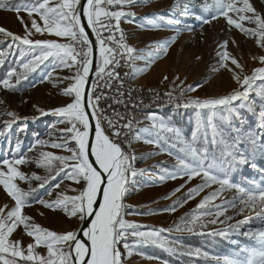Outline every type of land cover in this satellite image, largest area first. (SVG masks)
I'll return each instance as SVG.
<instances>
[{
	"label": "snow or ice",
	"instance_id": "1",
	"mask_svg": "<svg viewBox=\"0 0 264 264\" xmlns=\"http://www.w3.org/2000/svg\"><path fill=\"white\" fill-rule=\"evenodd\" d=\"M180 2L184 3V15H192L193 0H180ZM134 3L136 0H85L84 3L81 0H34L28 4H15L11 9L17 13L21 9L27 12L28 22L18 17L24 26L23 35L14 34L0 27V33L11 38L19 49L17 66L11 67L6 73L7 78L0 80V84L5 89L17 90V83L21 79H26L28 73L36 71L49 58H52L58 67L75 69L73 76L64 78L71 82L63 90L64 95L73 99L64 106L50 110L52 114L64 118L70 125L61 130L62 136L67 139L53 144L54 147L66 150L70 155L41 152L35 163L38 167L45 168L47 173L45 176L36 173L27 175L20 170V165L33 161L26 154L20 153L19 139L12 151V157L0 159V186L12 202L11 207L8 204L0 207V264H125L121 246L129 256L134 249L147 245H156L176 254L177 246L162 235L163 232L171 229H154L124 218V209L128 207L123 202L127 184L138 172L134 162L143 157H137L134 152L126 151L122 143L126 142L130 150L132 140L140 139L142 132L151 130H156L157 138L146 140V143H156L160 146L162 140L165 143L172 141L171 146L178 148L172 170L165 168L164 175L160 179L175 180L178 176L187 177L185 183L177 187L175 192H180L185 184L197 177L202 181L188 190L186 199L178 200L171 208L166 209L167 211L174 212L178 206L187 203L206 188L218 185L200 200L197 205L201 210L200 213L182 217L176 225V231L195 233L198 228L203 229L209 224H223L225 220L220 219L222 216L231 221L234 217L226 216V213L229 208L236 209L237 205H240L237 215L243 214L246 210L258 209V216L264 219V179L259 183L255 180L237 183L229 178L237 165L250 164L253 169L257 168L254 162L256 153L264 156V131L249 135L251 152L241 151L238 147L241 142L239 137L229 141L214 123L218 118L224 119L225 113L229 116L233 115L236 101H240L242 106L255 113V102L249 103V97L250 93L256 92L257 96L264 100V55L253 57L254 60L259 61L260 66L253 68L251 74H245L244 66L228 51L223 50L226 49L228 41L223 42L220 46L222 51L218 53L220 66L232 74V79L238 87L231 93L219 97H184L186 102L183 107L192 108L197 117L190 140L185 139L178 128L169 126L168 122L154 114L146 116L147 120L152 121L151 126L146 128H135L134 125L139 123L135 117L119 113L116 114L117 120L114 122L104 117V110L99 108L102 97L94 96L87 91L89 73L93 66L94 46L86 27L91 28L96 34V44L99 46L102 64L96 66L98 76L106 73L108 81L113 78L119 79V73L115 68L120 66L121 61L131 65L136 59L144 58L134 55L136 49L118 41L114 47L107 46L108 41L114 40L113 29L121 32L120 40L124 39L120 30V21L122 17L135 15L134 12L124 10ZM0 7H8L6 0H0ZM111 7H116L118 10L112 11ZM200 8L203 12H207L211 19L223 17L229 26L246 35L256 36L257 44L264 47V15L256 10L251 0H211V3L205 0ZM82 18H86V25L82 23ZM195 19L201 24L210 23L200 15L195 16ZM245 21L256 27H245L243 23ZM168 23L175 26L177 33L192 28V25L183 23L179 19H169ZM102 32L109 34L104 37ZM37 34L45 38H37ZM52 36L66 38L67 42L47 38ZM174 40L175 36L170 40L156 42V46L167 54L170 43ZM11 48L10 45V55ZM29 55L31 59L27 58ZM3 56L4 54L0 53V66L5 63ZM154 58L150 56L149 62ZM13 78L16 83L11 82ZM167 79L168 77L165 76L164 80ZM176 79L179 80V76H176ZM106 86L111 85L106 82ZM179 91L183 97L185 91H195V89L191 87L185 89L181 81ZM167 95L171 100L172 93L169 92ZM3 102L0 100V103ZM203 110L208 112L202 116ZM37 111L41 115L48 114L44 109L38 108ZM4 114L11 119L0 124V140L8 138L16 121L29 119L21 118L12 111H6ZM259 116L262 121L260 128L264 129V110L259 112ZM92 119L95 120L94 128L91 124ZM105 119L108 125L107 132L103 126ZM209 128L211 139L208 135ZM162 134L171 135L162 136ZM70 143H74V146L70 147ZM46 144L44 140L36 141V145ZM210 145L221 148L219 156L211 151ZM29 151H32V148ZM92 157L94 160L91 159ZM261 171L264 172V169ZM61 173L66 179L74 181L79 186L74 190L77 194L68 196L57 193L55 199H40L38 203L53 210L63 209L69 216L78 218L82 227L78 230L57 233L35 223L26 214L25 207L29 199L34 198L33 193L37 191L31 187L33 179L41 181L38 188L43 189ZM17 180L27 181L29 188L27 190L21 188L16 183ZM54 187L59 188L60 184L57 183ZM226 189L234 190L235 194L232 198L225 199L220 204H212L211 202ZM47 194L52 196L53 193L48 191ZM241 223L243 222L237 221L236 225L229 227L235 232ZM17 230L21 231L22 236L31 238L30 242L25 245L22 236L20 239H12ZM221 234L226 233L222 230ZM235 234L250 237L254 241V246H242L239 251L233 250L223 258L222 262L218 260L217 264H264V229L256 232H235ZM230 244L238 245L239 241L230 240ZM41 247L46 249V253L42 254L39 251ZM186 254L193 253L189 251Z\"/></svg>",
	"mask_w": 264,
	"mask_h": 264
},
{
	"label": "rangeland",
	"instance_id": "2",
	"mask_svg": "<svg viewBox=\"0 0 264 264\" xmlns=\"http://www.w3.org/2000/svg\"><path fill=\"white\" fill-rule=\"evenodd\" d=\"M32 2L34 0H22L18 4ZM204 2L205 0H193L192 15L189 16L184 15V3L180 0H136V3L124 9L135 13L134 16L121 18L120 30L124 35V44L136 49L134 55L144 57L136 59L131 65L125 66L128 73L127 81L130 85L138 89L145 87L155 89L177 88L178 86L179 91V86L183 81L185 89L188 87L195 89V91H185L183 97L198 96L206 98L227 95L233 89H236L238 85L232 79V74L220 66L218 53L222 51L220 46L224 41H228V44L226 49L223 50L228 51L244 66L245 74H251L253 68L260 66L259 61L253 59V57L264 55V47L257 44V37L251 34L246 35L235 27L229 26L223 17L218 16L217 19H211V16L200 8V5ZM208 2L211 3V0H208ZM251 3L261 15H264V0H251ZM11 9L10 6L0 7V27L14 34L23 35L24 26L18 17L28 22L27 12L21 9L17 13ZM114 9L118 10L116 7ZM197 15L209 20L210 23L201 24L200 21L195 19ZM169 19H179L183 23L192 25V28L177 33L175 26L168 23ZM243 23L248 28L256 27V25L249 24L247 21ZM173 36H175V40L170 43L167 54H164L162 50L157 48L156 42L170 40ZM37 38L45 37L37 34ZM47 38L67 42L66 38L54 36ZM10 45L12 46L11 55L9 54ZM157 52L160 54L156 55ZM0 53L4 54L3 58L5 59L4 65L0 66V80H2L7 78L6 73L11 67L17 66L19 58V49L13 44L11 38L4 36L2 33H0ZM150 56L155 57L151 62H149ZM27 58L31 59V56L29 55ZM227 62L230 63V61ZM74 72V68L70 70L56 66L55 61L49 58L36 71L28 73L26 79H21L17 83V90L5 89L0 84V100L4 101L0 103V124L11 119V117L4 114L6 111L15 112L21 118H29L16 121L8 134V138L0 140V159L12 157V151L15 149L17 139H19L21 141L20 153L26 154L33 161L32 163L20 165V170L27 175L36 173L39 176H45L47 175L45 168L38 167L35 163L41 152L70 155L66 150L53 146V144L60 143L62 139H67V137L62 136L61 130L70 127V125L64 118L52 114L50 110L64 106L73 99V97L64 95L63 90L71 82L64 78L73 76ZM165 76L168 77L167 80H164ZM176 76H179L180 79L177 80ZM11 82L16 83L15 78ZM179 93L181 94L180 91ZM252 101L255 102V113L246 106H242L240 101H236L233 106V115L229 116L225 113L224 119L214 120L218 130L229 141L239 137L241 142L238 147L241 151L251 152L252 145L251 150L247 149L248 145L246 146L249 142V135L264 131L260 128L262 121L259 116V112L264 110V100L258 97L256 92H252L250 93L249 103ZM164 105L167 108L141 107L139 110L129 109L128 115L134 117L138 113L139 123L135 124L134 127L146 128L152 124V121L147 120L146 116L154 114L168 122L169 126L178 128L182 136L190 140L196 126V112L190 107H183V104L168 103ZM38 108L44 109L48 114L41 115L37 111ZM207 112L208 110H203L202 116ZM208 135L211 139L210 128L208 129ZM156 138V130H151L142 132L140 139L132 140L130 150L127 144L122 145L126 151L134 152L137 157H143L134 162V167L138 172L127 184V192L123 202L128 207L124 209V218L154 229H171V231L163 232L162 235L177 246L176 254L181 255L191 251L193 253L191 256L197 259L194 264H217L218 260L222 262L223 258L233 250L239 251L242 246H254V241L250 237L238 236L235 232H256L264 229V219L258 216V209L246 210L243 214L237 215L240 205H237L236 209H228L226 216L234 217L231 221L222 216L220 219L225 220L223 224H209L203 229L198 228L195 233L175 230L182 217L186 215L190 217L193 214L198 215L200 213L201 210L197 208L200 200L204 195L217 188L218 185L206 188L199 195L188 200L187 203L178 206L174 212L167 211L166 209L171 208L178 200L183 201L186 199L188 190L196 187L202 181L201 178L197 177L185 184L180 192H175L174 190L177 187L185 183L187 177L179 178L178 176L175 180H161L160 177L164 175L165 168L169 171L172 170V166L176 162L178 148L171 146L172 141L165 143L162 140L160 146L156 143L145 142ZM37 139L44 140L47 144L36 145ZM69 146H74V143H70ZM30 148H32V151H29ZM210 149L215 155H220V147L210 145ZM254 162L257 164L256 169H253L250 164L237 165L230 173L229 178L237 183H242L245 180L261 182L264 179V172L261 171V169H264V156L256 153ZM16 183L25 190L29 188L27 181L17 180ZM40 183L41 181L35 179L31 181V187L37 189V191L33 193L34 198H30L25 207L26 214L35 223L57 233L78 230L81 225L78 218L69 216L61 208L49 209L38 203V201L40 199L53 200L56 198L57 193H64L68 196L76 195L77 192L74 190L79 186L74 181L66 179L63 173L43 189L38 188ZM57 183L60 184L59 188L54 187ZM48 191H52V196H48ZM234 194V190L226 189L211 203H223L225 199H231ZM5 204H8L9 207L12 206L10 198L6 195L3 187L0 186V207ZM237 221L243 223L239 224L240 229L236 228L233 232L229 226L236 225ZM244 222L246 223L244 224ZM221 230L226 233L225 243L215 253H207L198 244L191 245L183 241V238L189 236H198L215 231L220 232ZM21 236V231L17 230L12 239H20ZM22 238L25 245L31 240L26 235H23ZM230 240H238L239 244L232 245ZM39 251L42 254L46 253V249L43 247ZM121 251L124 253L125 264H171L164 258L166 255H175L156 245L140 246L134 249L130 256L122 246Z\"/></svg>",
	"mask_w": 264,
	"mask_h": 264
},
{
	"label": "built area",
	"instance_id": "3",
	"mask_svg": "<svg viewBox=\"0 0 264 264\" xmlns=\"http://www.w3.org/2000/svg\"><path fill=\"white\" fill-rule=\"evenodd\" d=\"M110 10L115 11L114 7ZM114 23V21H113ZM95 38L96 34L93 32ZM108 32H102V36L107 37ZM114 40L108 41L107 46L114 47L116 42L123 43L120 40V31L113 29ZM124 44V43H123ZM98 47V64H102V60L99 55ZM96 65V66H97ZM125 66L126 64L121 61L119 67L115 68V71L119 73V79H111L108 81V76L106 73L102 76L97 75V68L95 69L94 75L92 77L91 83H98V93H91V83L89 88V93L101 96L99 101V108L103 109L104 117L112 119L114 122L117 120L116 114L126 116V109L139 110L141 107H151L154 103H170V104H184L186 101L184 97L179 94L178 86L177 88H169L168 90H137L134 88H126L125 83ZM111 67V66H110ZM106 82L110 83V87L106 86ZM122 82V83H121ZM172 93V99H169L167 93ZM130 93V96H129ZM116 101H122L117 103ZM122 123V122H121ZM103 126L108 131L107 119L104 120ZM127 144L122 143V145Z\"/></svg>",
	"mask_w": 264,
	"mask_h": 264
},
{
	"label": "trees",
	"instance_id": "4",
	"mask_svg": "<svg viewBox=\"0 0 264 264\" xmlns=\"http://www.w3.org/2000/svg\"><path fill=\"white\" fill-rule=\"evenodd\" d=\"M20 1L22 0H6V2L8 3V6L10 7H12L15 4H18ZM134 117L136 120H138V113H136ZM177 123L179 124L180 122H177ZM247 145H248L247 149L251 150L250 142H247L246 146ZM246 222H244V224ZM240 228L241 226L237 227V229H240ZM221 231L204 233L198 236H189V237L183 238V241L191 245L198 244L199 247L204 248L207 253H215L225 243L226 234L224 235L221 234ZM164 259L169 261L171 264H194L197 262L196 261L197 259L194 258V256L187 255V254H181V255L175 254L172 256L166 255Z\"/></svg>",
	"mask_w": 264,
	"mask_h": 264
},
{
	"label": "water",
	"instance_id": "5",
	"mask_svg": "<svg viewBox=\"0 0 264 264\" xmlns=\"http://www.w3.org/2000/svg\"><path fill=\"white\" fill-rule=\"evenodd\" d=\"M82 3L85 2V0H81ZM82 23H84L85 25L87 24V21H86V18H82ZM86 31L88 32L89 34V39L93 42V46H94V51H93V55H92V59H93V66L90 70V73H89V80H88V84H87V91L89 92V88H90V83H91V80H92V77L94 75V72H95V69H96V64H97V55H98V47H97V44H96V38L91 30V28H87L86 27ZM88 111H91V109H88ZM91 124L94 128L95 126V120L92 119L91 120ZM92 159V158H91ZM90 222V221H89ZM83 226H87V225H83ZM82 227V223L79 227V229ZM82 235V234H81Z\"/></svg>",
	"mask_w": 264,
	"mask_h": 264
},
{
	"label": "bare ground",
	"instance_id": "6",
	"mask_svg": "<svg viewBox=\"0 0 264 264\" xmlns=\"http://www.w3.org/2000/svg\"><path fill=\"white\" fill-rule=\"evenodd\" d=\"M122 41L124 43V39ZM127 78H128V73H127L126 67H125V83H126V88H134V89H137V90H168L169 89V88L155 89V88H151V87H145V88H142V89H138V88L130 85L128 83V81H127ZM93 85H95V86H93ZM91 88H92L91 93H98V83H95V84L92 83ZM164 104H168V103H154V105L151 106V108L152 109H163V108H167ZM128 111H129V109H126V116L129 117ZM92 159L94 160V157H92Z\"/></svg>",
	"mask_w": 264,
	"mask_h": 264
}]
</instances>
